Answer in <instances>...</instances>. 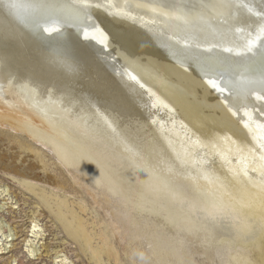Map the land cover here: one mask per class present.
<instances>
[{"label": "bare ground", "instance_id": "bare-ground-1", "mask_svg": "<svg viewBox=\"0 0 264 264\" xmlns=\"http://www.w3.org/2000/svg\"><path fill=\"white\" fill-rule=\"evenodd\" d=\"M187 2L188 8L174 0H67L68 10H94L89 15L94 23L87 22L96 25L82 28L83 40L103 45L105 55L86 54V47L73 39L84 21L68 16L65 8L52 7L65 18L44 29L49 40L56 31L70 34L78 49L71 54L55 52L57 46L38 37L32 26L30 31L23 28L13 9L0 3V126L25 134L26 139L13 136L9 142L21 150L20 156L32 155L26 167H10L0 157L1 169L38 198L90 264L120 262L112 240L116 233L121 239L129 237L134 263L193 264L190 245L198 243L220 264H264V71L255 69L264 62L257 58L247 68L218 61L219 70L234 67L228 68L234 77L240 73L235 90L226 85L233 87L231 75L224 87L216 79L201 80L187 66L153 56L137 38L160 32L211 53L246 56L254 52L251 45L262 44L264 12L256 18L229 0ZM100 10L134 36L130 42L140 46L135 55L121 48L94 16ZM41 12L39 20L55 14ZM234 12L238 15L231 19ZM218 16L246 30L253 37L250 44L191 40L203 33L199 19ZM185 24L195 28L180 33ZM228 29H223L225 36ZM28 138L49 148L70 178L49 174V162ZM69 193H89L92 208L84 197L71 202ZM95 206L109 221L98 222ZM90 210L93 217L86 219ZM35 219L28 231L31 239L24 242L32 256H41L40 241L35 242L46 230ZM99 224L105 228L100 234ZM17 234L0 231V255L17 246L18 238L10 239ZM45 251L48 257L51 250ZM60 253L53 254L54 260L61 258L56 264H75Z\"/></svg>", "mask_w": 264, "mask_h": 264}, {"label": "water", "instance_id": "water-1", "mask_svg": "<svg viewBox=\"0 0 264 264\" xmlns=\"http://www.w3.org/2000/svg\"><path fill=\"white\" fill-rule=\"evenodd\" d=\"M174 1L176 2L177 5L183 4L184 6H186V8H188L187 0H174ZM236 2H238L237 4H239V7L241 9L246 10V12H248L249 15H254V17L256 18H261L258 14H262L264 12V0H229V3L231 4L236 3ZM0 3L5 5V7L8 8L9 10L13 9V11H11L12 15L14 16V18L20 19V21L23 22L22 23L23 28H26L27 30L30 31V26H32L33 28L37 29L38 37L41 36L42 39L53 43L54 46H57L55 48V52H58V51L65 52L66 51V53L71 54L72 52L76 53L75 50H78V49L74 48L75 46L72 45V38L70 34L62 33L61 30L56 31L50 34L53 36L51 37V40H49L47 36L48 32H46V30L44 29L45 24H48V26L54 23L62 24L63 13L61 14L58 11L57 12L54 11L52 7L63 8V9L65 8L69 13L68 16L70 17L78 16L80 19L84 21L83 26H80V28L73 31L74 33H72V35L74 36L73 39H77V42L80 45H82L83 47L84 46L86 47V48L84 47L85 53L89 54L88 52H91L95 55H100V54L105 55L106 54V50L103 47V45L97 44L94 41L87 43L85 42V40H83L85 38L82 35L83 33L82 28L87 27V26L93 27L96 25V23L92 24L94 23V21L89 19V15L90 14L93 15V12H90V11H94V10L88 11L83 8L81 9L73 8L75 12L72 11L71 8L70 10H68L67 0H0ZM16 4L18 5V8L17 7L14 8ZM195 4L197 6L198 2H195ZM42 10L51 11L55 14L52 16L48 14L49 17H46L47 19L39 20L36 18L37 17L36 15L43 13L41 12ZM94 14H95L94 16L98 19V21H100V23L108 30L111 36L119 40L120 45L122 46L121 48H125L128 53L131 52L130 53L131 55L136 54V53H133L134 52L133 50L135 49L138 50L140 46L138 45L139 47H137L135 44V41L133 45L130 42V37L134 38L133 35L130 36L129 34H127V32L124 33L121 30V28H118L115 25L116 22L113 20V18L104 14L102 11L99 13H94ZM236 15L238 14L234 12V14L230 16L231 19L232 18L234 19L235 18L234 16ZM227 18H228L227 16H218L216 20L215 19L205 20L204 17L199 19V21H197V26L204 29L203 33L200 34L201 32H198V35L193 36L191 40H193V42L198 41V42L206 43L213 38V39H217L221 41V43L227 44L228 42H230L229 45H232L235 47L243 46L244 45L243 42L245 41H247L250 44L251 38L253 37L248 35L246 30H242L241 28H239L237 24L233 22L232 24H230L229 22H227ZM87 20L92 21V23L90 21L87 22ZM188 27H193V26L192 24H185V26L183 25L180 26V28H182L183 30L180 28L178 29L180 33L185 34L186 31L184 30H186V28ZM226 27H228L229 28L228 30L230 31V32H227L229 33L228 36L227 35L225 36V32L223 31V29ZM259 29L260 31H263L264 24ZM190 30L193 31L192 29ZM253 30H254L253 31L254 34H257L258 31L256 29H253ZM204 31H208V32H204ZM75 32L77 36H75ZM137 38H139L138 40L140 43L144 44L145 48L146 47L150 48V53L153 56H155L156 54L160 60H164L163 58H165L166 60H169L165 62L187 66L194 73V75L197 76L198 78H201V80L207 79V78L216 79L219 85L224 87V82L226 78H228V75H231L230 77L232 78L231 82H233L232 83L233 87L230 86L229 84H226V85L235 90L239 89V87L235 83L237 82V79L239 78L240 73L237 74V77H234L233 72L229 71V69H235L234 67H228L229 69L226 68V70L224 69L219 70L220 69L219 62L223 64L224 61L226 62L235 61V63L240 64V65L247 64L248 65L247 68L250 67V64L251 65L254 63L256 64L257 58L261 59V63L264 62V38H262L261 40L262 44L260 43L255 44V46H253L254 52H248L246 56H244L243 54H241L243 56H233L234 54H232V56H228L230 55L229 52H224L220 50H218L219 52L211 53V52L204 50L203 48L191 47V46H186V44H180L179 41L172 40L167 35L160 33V32L147 31V35H145V37L138 36ZM151 49L154 51H152ZM255 52L256 54H254ZM215 57L218 59L216 63H215V60H216ZM212 68H214L215 72L210 70ZM255 69H261L264 71V65L259 66ZM252 73L253 72L249 71L248 75H251ZM215 88H212V89L214 90ZM232 89H229V94L234 93ZM250 92L252 93L251 90ZM217 93L219 92L217 91ZM227 93H225V95H227Z\"/></svg>", "mask_w": 264, "mask_h": 264}, {"label": "rangeland", "instance_id": "rangeland-1", "mask_svg": "<svg viewBox=\"0 0 264 264\" xmlns=\"http://www.w3.org/2000/svg\"><path fill=\"white\" fill-rule=\"evenodd\" d=\"M250 48L252 50V48H254L253 45H251ZM254 54H256V52ZM7 113L8 115H15L11 111H8ZM2 132L7 133H3L1 135ZM13 136L20 137V140H22V138L26 139V135L22 134L20 131H14L9 127L0 126V157H5L3 161H5L7 164H10V167L13 166L12 164L26 167L29 162L32 161V155H30L29 152H26L22 156H20L19 154L21 150L17 149L15 147V144H11L9 142V137ZM27 141L28 143H32L37 149H39L42 156H44L49 162V165L51 166L48 170L49 174L55 177L61 175L59 179H62L64 177L68 179L70 178V171L61 166V164L49 148L43 147V145L35 143L29 138ZM37 172L41 173L42 175L44 173L41 169ZM45 185L46 184L43 183L39 184L41 188L46 189L47 191L52 190L51 187H48L49 185ZM3 188L6 189L5 192ZM54 191L59 194L62 193L58 190ZM67 196L71 198V202L76 201V199L78 198L84 197V200H86L87 204L89 205V209H91L93 206V200L89 193L85 194V196L81 193H69ZM38 202V198L31 195L17 181V179H14V177L4 173L0 166V231H3L6 234H9V231H12L13 234L14 232L18 233L17 237L14 236L10 238H18V240L14 242L15 244H17V246L8 249L6 251V254L0 255V264H3L4 262L9 264V261L11 260H16L15 262H13V264H56V262L60 261L61 258L56 260L53 259L55 250H63V253L60 254H65L69 257V261H74L75 264H90V262L88 261V257L84 256V254L76 244L66 239L65 233L59 226V223L55 221L54 218L50 217L47 210L43 206H40ZM95 207L100 213L98 222L101 223L102 220L109 221V217L107 216L105 211H103V209L101 208H98V206ZM33 217H36L35 220L39 222L43 230H46V232H43V237L39 238L35 242V245H37L38 241H40L37 245V248H40L39 254L41 253V256H38L36 254L35 256H32V254L28 252V249L26 247L27 243L24 242V239L26 238L29 240L31 239L32 234L28 231L30 230V225H34L32 224ZM92 217L93 215H91L90 210L89 212H87L86 219H91ZM101 229L105 230L104 225L100 226L99 224V234ZM128 238L129 237H127L126 235L124 239H121L117 233L115 234V236H113V243L120 254V262L115 264H142L138 262L134 263V260L130 258L128 248V244L130 243L127 241ZM206 247V245H200L198 243L190 245V248L195 252L193 256V264H220L218 261L219 259L217 257H214L211 252L209 255H206V250L208 249ZM46 248H49L51 250V253L48 257L45 251ZM112 264H114V262Z\"/></svg>", "mask_w": 264, "mask_h": 264}, {"label": "snow or ice", "instance_id": "snow-or-ice-1", "mask_svg": "<svg viewBox=\"0 0 264 264\" xmlns=\"http://www.w3.org/2000/svg\"><path fill=\"white\" fill-rule=\"evenodd\" d=\"M213 87H216V85H215V84H213Z\"/></svg>", "mask_w": 264, "mask_h": 264}]
</instances>
